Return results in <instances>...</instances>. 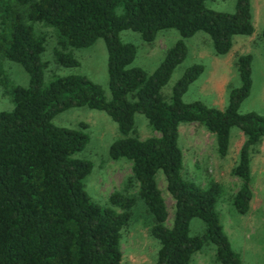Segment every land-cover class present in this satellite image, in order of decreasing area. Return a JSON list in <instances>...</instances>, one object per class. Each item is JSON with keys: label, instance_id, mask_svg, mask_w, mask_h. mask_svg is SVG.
Here are the masks:
<instances>
[{"label": "trees", "instance_id": "16d2710c", "mask_svg": "<svg viewBox=\"0 0 264 264\" xmlns=\"http://www.w3.org/2000/svg\"><path fill=\"white\" fill-rule=\"evenodd\" d=\"M205 0H0V85L11 108L0 111V264H119L120 230L140 200L152 218L149 233L158 241L153 264H192L193 254L209 245L217 264H241L223 230L217 211L222 186H201L181 176L183 164L178 127L198 123L213 136L219 157L227 154L230 131L244 136L231 173L238 189L233 209L250 207V151L264 137V117L239 112L250 89V55L235 61L240 84L228 90L222 109L201 101L185 102L182 94L202 72L187 66L164 97L161 88L187 52L183 39L198 31L208 35L216 55L226 54L235 35L253 31L249 0H236L231 12L207 8ZM53 36L52 61L76 67L72 49L101 39L106 50L107 93L80 74H53L46 80L42 59L46 35ZM174 29L178 38L150 73L132 64L135 47L121 40L122 30L138 33L146 43L159 30ZM264 41V29L261 31ZM17 63L27 84L9 85L2 61ZM85 107L106 114L118 137L108 146L111 160L130 162L135 194L113 191L105 202L92 198L84 179L89 160L77 155L88 141L85 123L57 126L52 118L67 109ZM135 114L142 115L152 135L135 134ZM161 173L173 200L170 223L157 187ZM198 218L203 231L189 235Z\"/></svg>", "mask_w": 264, "mask_h": 264}, {"label": "rangeland", "instance_id": "374dc122", "mask_svg": "<svg viewBox=\"0 0 264 264\" xmlns=\"http://www.w3.org/2000/svg\"><path fill=\"white\" fill-rule=\"evenodd\" d=\"M236 0H205L207 8L217 11L231 12ZM254 17V32L250 38L235 35L231 49L224 55H216L207 34L198 31L184 38L187 52L178 63L167 83L161 88L164 97H168L170 88L183 70L194 63L202 65L203 70L192 81L182 94V100L190 102L198 100L208 106L222 109L227 102L228 90L240 84L237 66L238 55H250V89L248 95L239 104V112L254 111L264 117V41L261 31L264 29V0H249ZM36 31L46 35L45 50L42 59L47 62L44 78L53 74H80L100 84L107 92L106 50L103 41L97 39L86 48L72 49V55L78 60L76 67H61L52 61L51 48L53 36L47 27L35 26ZM121 40L135 47L132 64L145 72H152L163 58L165 51L180 38L174 29L159 30L151 42H144L138 33L122 30ZM243 42V43H241ZM244 49V50H243ZM9 85L27 84V75L14 62L3 60ZM11 102L0 85V111L11 108ZM135 134L145 138L153 134L145 118L135 114ZM78 122L85 123L84 129L88 141L77 153L92 164L91 172L85 177L84 185L88 194L105 202L113 191L124 194H135L136 187L130 181V162L124 159L111 160L107 150L109 144L118 137L116 124L97 110L85 107L70 108L56 114L52 123L57 126L75 127ZM178 144L181 148L183 164L181 176L204 186L214 180L222 186V195L217 201V211L223 230L231 248L238 252L241 264H264V137L250 151V188L253 193L247 213H237L230 203V196L238 189L239 180L231 170L237 162L238 150L244 140L243 134L232 128L227 154L219 157L215 150L213 136L198 123L181 124L178 127ZM157 176V187L164 200L168 221L172 217L173 200L166 192L161 173ZM153 221L140 200H136L128 224L120 230L121 259L119 264H153L158 249V241L149 233ZM203 231V223L198 218H191L188 223L189 235H197ZM192 264H217L213 259V251L209 245L193 254Z\"/></svg>", "mask_w": 264, "mask_h": 264}, {"label": "crops", "instance_id": "0c3cea01", "mask_svg": "<svg viewBox=\"0 0 264 264\" xmlns=\"http://www.w3.org/2000/svg\"><path fill=\"white\" fill-rule=\"evenodd\" d=\"M249 3H250V1H249ZM252 11V9H251V5H250V12ZM253 19H254V17H253V15H252V13H251V22H252V25L254 26V24H253ZM253 30H254V27H253ZM254 31H252V33H253ZM252 33L250 34V35H248L247 37L248 38H250L249 39V41H252V37H250L251 35H252ZM241 43H243V42H241ZM232 44H233V40H232ZM243 45H244V43H243ZM231 47H232V45H231ZM231 49V48H230ZM244 50V49H243Z\"/></svg>", "mask_w": 264, "mask_h": 264}]
</instances>
